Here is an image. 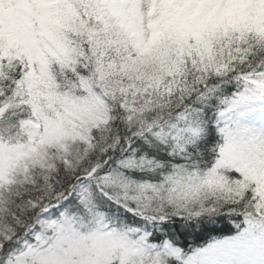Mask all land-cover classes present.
Wrapping results in <instances>:
<instances>
[{
    "label": "snow or ice",
    "instance_id": "obj_1",
    "mask_svg": "<svg viewBox=\"0 0 264 264\" xmlns=\"http://www.w3.org/2000/svg\"><path fill=\"white\" fill-rule=\"evenodd\" d=\"M0 264H264V0H0Z\"/></svg>",
    "mask_w": 264,
    "mask_h": 264
},
{
    "label": "rangeland",
    "instance_id": "obj_2",
    "mask_svg": "<svg viewBox=\"0 0 264 264\" xmlns=\"http://www.w3.org/2000/svg\"><path fill=\"white\" fill-rule=\"evenodd\" d=\"M239 12H240V6H234L232 9H231V12L228 16L225 17L226 18H231V17H234V18H237L238 20L240 19V16H239ZM210 23V21H208ZM173 24H176V23H180V22H177V21H173L172 22Z\"/></svg>",
    "mask_w": 264,
    "mask_h": 264
},
{
    "label": "trees",
    "instance_id": "obj_3",
    "mask_svg": "<svg viewBox=\"0 0 264 264\" xmlns=\"http://www.w3.org/2000/svg\"><path fill=\"white\" fill-rule=\"evenodd\" d=\"M227 20H238L237 18H234V17H231V18H226L225 19V21H227ZM209 23V22H208ZM212 23V21H210V23L209 24H211Z\"/></svg>",
    "mask_w": 264,
    "mask_h": 264
}]
</instances>
